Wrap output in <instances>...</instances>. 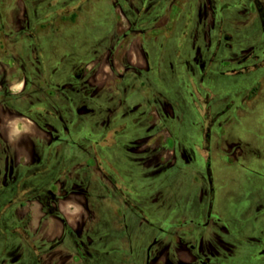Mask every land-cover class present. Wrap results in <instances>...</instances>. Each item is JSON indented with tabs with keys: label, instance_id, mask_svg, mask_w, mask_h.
Segmentation results:
<instances>
[{
	"label": "flooded vegetation",
	"instance_id": "flooded-vegetation-1",
	"mask_svg": "<svg viewBox=\"0 0 264 264\" xmlns=\"http://www.w3.org/2000/svg\"><path fill=\"white\" fill-rule=\"evenodd\" d=\"M14 1L16 6L13 9L0 7V30L4 31L13 22L15 32L19 33L18 27L23 29L21 20L26 18L28 11L26 27L28 31H36L31 27L36 8L29 10L25 7L22 10L17 6L18 0ZM82 1L77 10L82 13L75 24L70 21L57 25L52 14L54 10L36 23L47 27L41 40L29 41L28 73L23 67L22 61L26 58L21 56V44L10 42L7 45L11 50H7L6 44L0 41V264H91L107 254L106 250L99 248L102 237H94V229L88 227L92 212L86 192L81 187L83 183L71 176L75 172L83 174L88 161L98 163L117 178L120 196L128 210L133 209L135 217L145 215L144 207L138 201V189L121 175L110 150L116 145L123 155L120 159L129 166L137 162L170 164L175 160V150L167 146V139L172 134L168 129H161L172 111L164 96L154 90L159 86L168 92L156 74L158 54H155V48L162 49L171 41H179L183 44L181 50H185L188 48L186 43L194 40L201 45L200 49L191 44L188 50L197 51L200 56L203 50L208 67L215 68L219 63L231 65L232 78L246 80L245 86L232 94L240 99L239 105L264 102V59L252 55L250 50L232 55L229 51L238 42V34L229 29L227 23L239 13L245 15L248 24L255 23L257 19L264 22V0H240L234 5L225 1L214 5L210 0L203 6L202 0H184L188 1L186 6H180L181 0H172L173 8L171 4L166 6L169 0H141L144 4L141 14L135 8V0H121L122 10L116 9L119 18L124 17L127 1L134 9L133 18L128 19L126 32L122 35L124 40L119 39L122 33L115 41L106 36L102 53L88 62L79 61L65 66L63 62L47 57L45 42L54 29L76 26L86 20L89 0ZM157 8L159 13L150 17L149 12ZM12 11L16 13L13 21L8 19ZM65 11L62 10L58 17H65ZM214 19L217 23L215 28L212 25ZM112 29L113 26L108 34ZM118 29L124 31L121 26ZM118 48L125 50L124 57L115 55L121 53ZM112 52L114 56L110 57ZM2 53H8L9 57L5 58ZM201 60L202 57L196 58L197 63ZM104 65L109 66L110 72L102 73ZM151 73L152 78H149ZM128 74L130 78L124 79ZM124 87L129 93L135 92L143 98L140 105L133 107L132 119L128 120L131 116H127L124 110L109 108L108 120L101 121L102 99H107L113 90L118 92ZM150 87H154L151 88L153 92ZM216 103L208 99L193 102L200 120L211 123L213 107H222L220 116L235 104L234 101ZM22 116L41 130L40 135L34 138L36 145L50 149L42 159L39 150L38 159L33 163L21 160L17 156L16 145L3 136L2 129L10 124L7 119ZM128 131L143 132L144 135L133 142L117 143L116 139ZM199 131V137L203 139L200 146L188 145L190 148H187L186 144L179 143V149L186 159L193 154L191 148L201 154L210 176L206 146L209 130L201 125ZM83 133L87 146L82 149L83 155H79L76 154L79 140L76 141L74 136ZM154 144L158 147L151 148ZM153 150L158 151L155 154ZM77 199L81 202L85 220L81 219L78 229L74 230L64 221L59 207ZM94 215L97 222L102 221L98 214ZM190 239L185 235L171 234L162 243L155 241L149 246L147 264H234L226 260L225 254H233L235 245L223 244L224 247L221 245L220 248L198 250ZM243 244L257 258L258 263L255 264H264V239H246ZM182 253L190 259L186 261L180 257Z\"/></svg>",
	"mask_w": 264,
	"mask_h": 264
},
{
	"label": "rangeland",
	"instance_id": "rangeland-1",
	"mask_svg": "<svg viewBox=\"0 0 264 264\" xmlns=\"http://www.w3.org/2000/svg\"><path fill=\"white\" fill-rule=\"evenodd\" d=\"M208 1L210 0H202L201 6ZM223 1L233 5L240 2L211 0L214 5ZM82 3V0H18L17 6L22 10L25 7L29 10L36 8L37 12L33 14L31 24L36 31H28L26 27L25 22L29 20L30 14L27 11L26 18L21 20L23 29L18 27L20 32H15V23L11 22L10 27H6L4 31L0 30V41L6 44L7 50H11L7 45L10 42L13 44L18 41L21 44V56L26 58V62L22 61L23 67L28 73L29 41L41 40L47 27L45 24L41 27L36 23L44 20L54 10L52 14L57 25L68 24L70 21L75 24L80 12L82 13L77 11ZM179 3L180 6H186L188 1L181 0ZM15 4L13 0H0V7L4 10L15 8ZM168 4L173 8L172 0H169L166 6ZM135 5L141 14L144 4L141 0H135ZM124 6V17L121 19L116 13L117 8H123L121 0H89L86 20L76 26L58 27L49 33L45 42L47 57L70 66L79 61L88 62L95 55L102 53L106 36L115 41L122 33L119 39L124 40L122 35L126 32L128 19L133 18L134 13L128 1ZM62 10H66L65 17H58ZM158 10L152 9L149 16L155 17L159 13ZM15 14L12 11L8 19L13 21ZM227 23L228 28L238 34V42L233 50L229 51L232 55L250 50L252 55L258 56L260 60L264 59V22L257 19L255 23L248 24L245 15L239 13ZM212 25L213 28L217 26L215 19ZM112 26V32H115L108 34ZM119 26L124 31H119ZM191 44L195 45L197 50L201 47L194 40L188 41L186 46L189 48ZM182 45V42L171 41L162 49L155 48V54H158L156 74L166 85L168 92L159 86L154 90L164 96L165 103L172 111L161 129H168L172 134L167 139V146L176 152L174 162H137L136 165L129 166L120 159L123 155L116 145L110 150L121 175L138 189V201L146 209L145 215H129L116 185L117 178L98 166V163L88 161V168H85L83 174L71 173V176L83 183L81 187L90 202L92 216L88 227L94 229V237H102L103 242L99 244V248L107 251V254L91 264H147L149 246L155 241L162 243L168 240L171 234L190 237L198 250L235 245L233 254H225L227 261L234 264L258 263L243 241L264 239V102L256 101V104L253 101L248 105H239L240 99L237 100L232 94L244 87L246 80L240 77L232 78L231 65L219 63L215 68L208 67L207 56H203V50L200 56L197 51L188 48L181 50ZM118 50L121 53L115 55L124 57L125 50ZM113 52L110 57L114 56ZM1 55L9 57L8 53ZM200 57L201 63H197L196 58ZM106 72H110V68L104 65L102 73ZM152 75L153 73L148 77L152 78ZM129 76L130 74L126 75L124 79H129ZM110 85L113 87V84ZM151 88L154 87L149 88L153 92ZM129 92L124 87L118 92L113 90L108 93L107 99H102L101 121L108 120L109 108L124 110L127 116H131L128 120L132 119L133 107L140 105L143 98L135 92ZM201 99L217 102L216 104L234 101L235 104L220 116L218 114L222 107H213L210 117L213 122L210 123L200 120L196 105L193 104L199 103ZM201 125L209 130L206 146L210 176L201 154L191 148L193 154L190 159H186L179 149V143L186 144L187 148H190L188 145L200 146V141L203 140L199 137ZM142 133L128 131L116 141L121 144L133 142L142 137ZM74 138L79 140L76 154L83 155L82 149L87 146L85 133ZM157 147L158 145L154 144L151 148ZM157 151H154L155 154ZM157 208L167 215L178 214V225L163 222L159 224L158 221L152 220L147 213ZM95 213L102 221H96ZM224 250L226 251V248Z\"/></svg>",
	"mask_w": 264,
	"mask_h": 264
},
{
	"label": "crops",
	"instance_id": "crops-1",
	"mask_svg": "<svg viewBox=\"0 0 264 264\" xmlns=\"http://www.w3.org/2000/svg\"><path fill=\"white\" fill-rule=\"evenodd\" d=\"M20 88L22 87V84H20ZM16 90L18 87L15 88ZM10 122H16L19 124L22 128L26 129V131H22L19 136H11L10 133L12 131L11 126L7 125V127L3 128V136L7 139L9 143H14L16 145V153L17 156L24 161L33 163L38 159V155L40 153V159L44 158V155H48L50 152L48 147L43 148L41 146H37L36 142L34 141L35 137H38L40 135V129L28 118L26 117H15V118H8L7 119ZM49 149V150H48ZM40 150V152H39ZM49 151V152H48ZM39 152V153H38ZM47 157V156H45ZM66 159V158H65ZM32 165V164H30ZM71 206V208H69ZM79 207L82 211V205L79 199L69 201L67 204H62V206L59 207V211L61 215L64 218V221L66 224L70 227H72L74 230L78 229L79 221L83 219L85 215H82V212H78L75 215L73 214V209ZM146 210L145 208H143ZM129 215L133 216L135 215L133 212V209H129ZM147 215L152 218V220H156L159 222V224L168 223L171 225H177L179 223V215L176 213H169L168 215L161 212L159 208L156 210L149 211ZM81 216V217H80ZM180 257H183L186 261H188L190 258L186 254H180Z\"/></svg>",
	"mask_w": 264,
	"mask_h": 264
},
{
	"label": "clouds",
	"instance_id": "clouds-1",
	"mask_svg": "<svg viewBox=\"0 0 264 264\" xmlns=\"http://www.w3.org/2000/svg\"><path fill=\"white\" fill-rule=\"evenodd\" d=\"M10 126H11V136H19L20 133L22 131H26V129L22 128L19 124H17L16 122H10ZM81 209L79 207L73 209V214L75 215L76 213L80 212Z\"/></svg>",
	"mask_w": 264,
	"mask_h": 264
}]
</instances>
